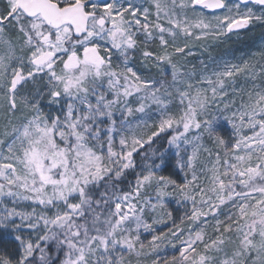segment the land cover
Wrapping results in <instances>:
<instances>
[{
    "label": "snow or ice",
    "instance_id": "6c2138e0",
    "mask_svg": "<svg viewBox=\"0 0 264 264\" xmlns=\"http://www.w3.org/2000/svg\"><path fill=\"white\" fill-rule=\"evenodd\" d=\"M256 26L264 0H0V264H264Z\"/></svg>",
    "mask_w": 264,
    "mask_h": 264
},
{
    "label": "trees",
    "instance_id": "16d2710c",
    "mask_svg": "<svg viewBox=\"0 0 264 264\" xmlns=\"http://www.w3.org/2000/svg\"><path fill=\"white\" fill-rule=\"evenodd\" d=\"M244 44L250 45L251 50H255L258 48L262 42H264V28H261L260 26H256L252 28L250 31H247L242 36ZM235 39H232L227 44L221 45L218 48H214L212 50V55L214 56H230L232 53V50L243 47L244 45L238 44L235 42ZM236 55H239V53H235Z\"/></svg>",
    "mask_w": 264,
    "mask_h": 264
},
{
    "label": "rangeland",
    "instance_id": "374dc122",
    "mask_svg": "<svg viewBox=\"0 0 264 264\" xmlns=\"http://www.w3.org/2000/svg\"><path fill=\"white\" fill-rule=\"evenodd\" d=\"M235 37H233V39H234Z\"/></svg>",
    "mask_w": 264,
    "mask_h": 264
}]
</instances>
